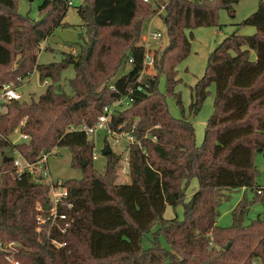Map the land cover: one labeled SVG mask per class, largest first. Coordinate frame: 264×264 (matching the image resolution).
<instances>
[{
  "label": "trees",
  "instance_id": "obj_1",
  "mask_svg": "<svg viewBox=\"0 0 264 264\" xmlns=\"http://www.w3.org/2000/svg\"><path fill=\"white\" fill-rule=\"evenodd\" d=\"M239 1L158 0L157 6L164 5L169 43L160 55L155 52L148 87L137 90L145 50L136 39L144 18L155 14L157 6L143 0H84L77 12L86 36L78 52L63 53L58 63L39 64L40 45L62 24L68 1L42 0L40 19L31 20L16 12V0H0V88L33 71L40 81L50 80L36 100H12L0 111V241L21 244L14 254L18 264H264V219L244 225L245 201L232 209L230 227L217 225L225 191L249 188L256 193L264 187L256 182L254 164L256 153L264 156V0L237 24L253 26L254 33L236 29L208 55L204 74L190 89L188 117H173L157 88L164 72L166 92L181 103L174 93L179 82L175 65L190 52L192 30L218 26L219 10L233 14ZM106 29L108 36L99 38ZM111 38L124 43L116 58L110 56L116 43ZM69 66L74 75L67 92L61 73ZM210 84L213 112L197 145L192 118ZM126 95L132 100L112 113L109 126L131 132L139 144L118 151L104 137L102 153L106 146L109 152L98 173L91 166L94 143L79 128L94 125L104 107ZM19 126L28 139L12 143L10 134ZM56 147L67 148L71 165L83 173L62 182L67 194L58 212L73 219L64 233L50 228L49 221L36 231L35 205L48 202L49 186L26 172L17 176L11 155L18 150L34 160ZM125 153L129 181L115 183ZM192 178L198 188L185 201ZM256 195L264 199V193ZM179 203L183 218H165L166 207ZM155 224L168 249L157 242L143 247L142 238ZM52 239L64 245L56 247ZM0 264H12L2 251Z\"/></svg>",
  "mask_w": 264,
  "mask_h": 264
},
{
  "label": "rangeland",
  "instance_id": "obj_2",
  "mask_svg": "<svg viewBox=\"0 0 264 264\" xmlns=\"http://www.w3.org/2000/svg\"><path fill=\"white\" fill-rule=\"evenodd\" d=\"M67 1L68 3L71 2V4H68L67 6L62 24L55 27L48 38L40 45L37 57V63L39 64H49L52 62L58 63L62 60L63 53L69 52L75 54V52H78V47L82 44L83 38L86 36L85 27L77 12V8L83 4L84 0ZM259 1L260 0H240L238 3L233 4V14H230V12L225 9L219 10L218 26L198 27L192 30L193 39L191 40L190 52L184 60L175 65V78L178 79L179 82L174 87V93L179 95L181 100L180 104L176 103V98L173 94H168L166 92V77L164 72L159 74L157 85L158 92L165 96L168 111L173 117L180 118L182 116H189L188 105L190 103V89L204 74L208 55L217 44L236 29L239 34L249 35L254 33L255 28L253 26H240L237 24L256 10ZM41 2L42 0H16V12L31 20H38L41 17V13L38 10V6ZM140 16L141 13L138 14V17ZM138 21L139 19H137V22ZM143 21L142 35L136 40L142 42L143 36L147 33L149 21H151L153 28L160 30L163 33V38L160 40L150 39L149 47L152 49L157 48L158 50L156 53L158 52L160 55L162 50L169 43V37L162 19V14L151 15L150 17L144 18ZM109 32V29L100 31L99 38L108 36ZM87 40L89 41L88 37ZM111 41L116 43L111 47L110 56L116 58L117 53L122 52V50L125 49L123 48L124 43L122 40L115 38H111ZM73 75L74 71L71 66L63 70L61 73V83L65 84V90L67 92H69L67 81L71 79ZM145 76L146 75L143 74V77ZM46 81L47 84L50 82L49 79ZM47 84L40 81L38 73L33 71L31 78L25 79L24 85L19 90L22 94L21 101L36 100L38 96L44 92ZM208 91V96L203 102L201 109L192 118L197 145H200L203 141L206 121L213 112V84H210ZM17 137L18 135L14 134V132L10 134V140L11 138L16 139ZM88 139L92 140L94 143L92 152L97 153V158L91 161V166L96 172L102 173L106 164V157L102 153V148L104 146V133L99 131L93 136H88ZM115 150L119 151L120 148ZM50 152L53 153L48 157V167L53 180L65 181L69 179H80L83 176L82 170L79 167L71 165V155L67 148L56 147L51 149ZM254 164L258 171L256 182L259 186H264V156L256 153L254 156ZM128 181L129 179L127 175L121 173V171L117 169L114 182L127 183ZM197 188V179H190L184 190V200H188L190 193ZM224 193L225 197L219 205V217L217 219L218 226L223 228L231 226L232 209L240 201H245L247 203V209L242 218V223L244 225L250 224L258 218L264 219V199L261 200L260 198H257L258 196L256 195L255 190L241 188L225 191ZM164 217L181 220L183 218L182 204L179 203L174 207L168 205L165 209ZM262 229L264 231V225L262 226ZM263 231H261V237L264 239ZM154 242H157L161 247L168 249V244L162 233L158 231L157 224L153 225L151 230L142 238V245L144 248L151 247ZM253 261L256 262L257 260L254 258ZM104 263L105 262L101 263L99 261V264ZM92 264H97V262H92Z\"/></svg>",
  "mask_w": 264,
  "mask_h": 264
},
{
  "label": "built area",
  "instance_id": "obj_3",
  "mask_svg": "<svg viewBox=\"0 0 264 264\" xmlns=\"http://www.w3.org/2000/svg\"><path fill=\"white\" fill-rule=\"evenodd\" d=\"M144 2L152 5V7H156L157 3L155 0H143ZM68 4H71L69 2ZM157 12L154 15H160L164 12V5L157 6ZM152 18V17H151ZM163 38V33L160 30H155L151 27V24L148 25V30L146 35L143 36L142 42H137L138 46H142L144 48V56H143V68L140 72V75L137 79V90H144V87H148V82L146 79L150 78L154 74V55L155 52L158 50L156 49L153 51L149 47V41L152 40H160ZM132 58L129 59L131 61ZM33 73L26 77H17L16 82H9L3 84L0 88V111L4 108V105L8 104L12 100H21L22 94L19 91L20 88L24 85V80L27 78H31ZM143 74L146 76L143 77ZM47 84V81H44ZM112 86H110L111 88ZM132 89L130 90V92ZM131 97L129 95L123 96L116 100L111 106H106L103 108L102 114L97 117V121L92 126H83L80 127L79 130H84L88 136H93L97 134V132L101 131L104 133V137L108 142V146L112 149L123 150L130 144H139V141L135 138V136L131 132L126 131H115L109 126V121L111 119L112 113L116 109L124 108L130 101ZM23 120L20 122V125L23 124ZM14 134H17L18 137L16 139L11 138L12 143H18L21 140H27V134L20 132V126L15 128ZM53 152H44L40 155L36 156L34 160H29L26 158L21 152L18 150H14L12 152V165L17 174L20 176L25 172L32 176L33 181L45 184L49 186L48 192V206L49 208L45 209V204L36 203L35 210L37 211L36 214V231L41 230V225L45 224L49 221L50 228H56L60 233H64L66 228L70 225L73 219H68L67 215L64 213L58 212V206L63 204L64 197L66 196L67 192L65 188L62 186V182L60 180H53L49 171L48 167V157ZM97 158V153H93V160ZM119 170L121 173L128 175L129 172V163L128 157L125 153L123 158L120 161ZM256 193L261 195L264 193V187H259L256 190ZM70 208L71 204H67ZM47 212L46 216L42 215V212ZM51 242L56 247H61L64 243L59 242L58 240L52 239ZM21 248V244L18 241H8V242H1L0 241V251L5 253L6 259L11 262L12 264H18V261L14 258L15 252H18Z\"/></svg>",
  "mask_w": 264,
  "mask_h": 264
},
{
  "label": "water",
  "instance_id": "obj_4",
  "mask_svg": "<svg viewBox=\"0 0 264 264\" xmlns=\"http://www.w3.org/2000/svg\"><path fill=\"white\" fill-rule=\"evenodd\" d=\"M108 152H109V147L106 146L105 149H104V151H103V154H107ZM4 160H6V158H4ZM83 165H84V164H83ZM48 208H49L48 204L45 203V209L47 210ZM228 247H229V244H227V245L225 246V248H228Z\"/></svg>",
  "mask_w": 264,
  "mask_h": 264
},
{
  "label": "crops",
  "instance_id": "obj_5",
  "mask_svg": "<svg viewBox=\"0 0 264 264\" xmlns=\"http://www.w3.org/2000/svg\"><path fill=\"white\" fill-rule=\"evenodd\" d=\"M149 24H151V27L153 28V26H152V23H151V21H149ZM154 29V28H153ZM156 30V29H155ZM152 49V48H151ZM157 48H153L152 50L153 51H155ZM252 57H254V54H252ZM195 190H193L191 193H190V195L194 192ZM189 195V196H190Z\"/></svg>",
  "mask_w": 264,
  "mask_h": 264
}]
</instances>
